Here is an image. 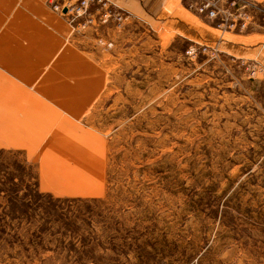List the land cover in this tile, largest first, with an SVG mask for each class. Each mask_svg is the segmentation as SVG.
Wrapping results in <instances>:
<instances>
[{
  "label": "rangeland",
  "instance_id": "obj_1",
  "mask_svg": "<svg viewBox=\"0 0 264 264\" xmlns=\"http://www.w3.org/2000/svg\"><path fill=\"white\" fill-rule=\"evenodd\" d=\"M253 1L243 30L187 0L175 14L112 6L125 21L84 45L106 77L83 120L105 192H40L35 167L0 150V264H264V58L232 35L264 33Z\"/></svg>",
  "mask_w": 264,
  "mask_h": 264
},
{
  "label": "crops",
  "instance_id": "obj_2",
  "mask_svg": "<svg viewBox=\"0 0 264 264\" xmlns=\"http://www.w3.org/2000/svg\"><path fill=\"white\" fill-rule=\"evenodd\" d=\"M49 1L0 0V150L19 152L35 167L40 192L99 197L105 192L103 149L83 120L106 77L84 45L112 27L95 25L100 9L69 22ZM106 1L134 15L175 14L181 4ZM232 35L239 53L264 58V33Z\"/></svg>",
  "mask_w": 264,
  "mask_h": 264
},
{
  "label": "built area",
  "instance_id": "obj_3",
  "mask_svg": "<svg viewBox=\"0 0 264 264\" xmlns=\"http://www.w3.org/2000/svg\"><path fill=\"white\" fill-rule=\"evenodd\" d=\"M49 4L69 22L87 16L92 7L100 9L94 23L113 20L117 26H121L126 19L122 12L113 10L106 0H50ZM254 6L253 0H187V8L208 19L217 20L218 27L228 30L249 28L253 22Z\"/></svg>",
  "mask_w": 264,
  "mask_h": 264
},
{
  "label": "water",
  "instance_id": "obj_4",
  "mask_svg": "<svg viewBox=\"0 0 264 264\" xmlns=\"http://www.w3.org/2000/svg\"><path fill=\"white\" fill-rule=\"evenodd\" d=\"M65 11V10H64Z\"/></svg>",
  "mask_w": 264,
  "mask_h": 264
}]
</instances>
